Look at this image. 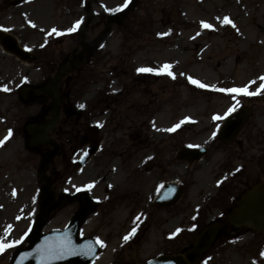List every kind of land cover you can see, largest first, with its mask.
<instances>
[{
	"label": "rangeland",
	"instance_id": "rangeland-1",
	"mask_svg": "<svg viewBox=\"0 0 264 264\" xmlns=\"http://www.w3.org/2000/svg\"><path fill=\"white\" fill-rule=\"evenodd\" d=\"M81 3L33 0L10 8L0 0V26L16 35L22 46L32 47L35 56L23 62L0 47V89H9L0 90V141H5L0 146V240L14 244L0 253V264H8L16 248L25 244L43 184L41 162L46 150L29 149L25 129L48 119L46 99L23 103L18 90L24 84L41 86L52 78L77 40L96 49L93 63L85 67L77 86L72 82L69 88L86 99L103 87L122 92L111 96L103 146L87 166L78 171L72 165L77 157L72 155L77 143L74 127L62 122L58 127L63 142L54 134L52 138L63 153L45 172L57 194L71 178L66 190L86 186L98 198L95 212L103 217L89 219L86 230L113 247L101 253L97 264L144 263L181 252L204 223L231 208L244 186L264 179V81L260 79L264 77V0H130L126 8L125 0H94L90 13ZM118 9L126 11V17L109 31L106 16ZM88 18L77 35H58V30ZM225 18L232 23H225ZM46 41L49 44L42 49ZM142 68L152 71L141 75ZM191 80L208 87L200 88ZM245 87L258 94L220 91ZM243 105L252 109L253 116L237 143L223 146L213 138L229 110ZM185 145L211 149L204 160L188 164L174 159ZM147 158L158 161V172H149L152 159L139 165ZM171 181L184 185L183 196L172 208L154 209L147 201L159 184ZM110 184L117 188L108 191ZM73 209L67 206L57 212L48 228H63ZM137 212H143L146 221L133 234L127 222ZM125 236L130 238L125 241ZM200 264H264V234L245 227L226 230Z\"/></svg>",
	"mask_w": 264,
	"mask_h": 264
},
{
	"label": "water",
	"instance_id": "water-1",
	"mask_svg": "<svg viewBox=\"0 0 264 264\" xmlns=\"http://www.w3.org/2000/svg\"><path fill=\"white\" fill-rule=\"evenodd\" d=\"M230 221L239 225L252 221L257 228L264 229V184L258 186L244 196L240 202V207L235 211ZM40 226L39 224L37 225L36 231L32 236L31 245L27 251L31 263L36 261L35 254L37 253V243L40 240L37 230H39ZM219 227L220 226L213 225L203 231L196 239L193 248L186 252V258L182 256L160 257L157 260L151 261L149 264H196L203 252L210 247Z\"/></svg>",
	"mask_w": 264,
	"mask_h": 264
},
{
	"label": "snow or ice",
	"instance_id": "snow-or-ice-1",
	"mask_svg": "<svg viewBox=\"0 0 264 264\" xmlns=\"http://www.w3.org/2000/svg\"><path fill=\"white\" fill-rule=\"evenodd\" d=\"M129 3H130V0H125V3H124V5L122 7H125L126 8ZM224 22L225 23H229V24L232 23V21H230L228 18H225V21ZM80 23L81 22L78 21L77 24L72 29H70L69 31H75L79 27V24ZM33 26H35V25H33ZM233 26H235V25H233ZM204 27L211 28L212 25H210V24H204ZM53 31H55V29H53ZM165 67L167 68V67H170V66H165ZM138 71H140V72H150L152 70L151 69H144V68H142V69H139ZM168 75L171 76L172 73L171 72H168ZM260 79L262 81H264V77H261ZM191 83L197 85L200 88H206V87H208V85H205V84L201 83L198 80H191ZM261 88H264V84H261ZM0 90L9 91V89L6 86L3 89H0ZM220 91H229V92H234V93H242L244 95H256V94H258L257 92H249L246 87L245 88H233V89H228V90L220 89ZM81 107H83V105H81ZM232 111H235V107H233L232 109L229 110V114ZM216 119H220V117H216ZM174 130L175 129H170V131H174ZM10 136H11V131H9V137ZM6 139H8V137H6L5 140ZM4 142L5 141H0V146H2ZM89 187H91V186H89ZM9 227H11V226H9ZM133 234H134V230H133ZM129 238H130L129 236H125L124 237L125 241H127ZM19 243H20V241H16L15 242V244H19ZM97 243L103 245V242L100 241V240H97ZM13 246H14V244H12V243H5L3 240H0V253H3L6 249L11 248Z\"/></svg>",
	"mask_w": 264,
	"mask_h": 264
},
{
	"label": "flooded vegetation",
	"instance_id": "flooded-vegetation-1",
	"mask_svg": "<svg viewBox=\"0 0 264 264\" xmlns=\"http://www.w3.org/2000/svg\"><path fill=\"white\" fill-rule=\"evenodd\" d=\"M77 51V50H76Z\"/></svg>",
	"mask_w": 264,
	"mask_h": 264
}]
</instances>
